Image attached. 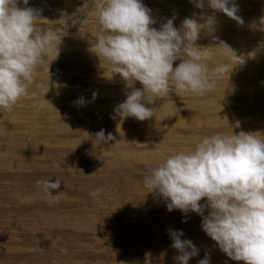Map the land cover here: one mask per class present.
<instances>
[{"label":"rangeland","instance_id":"obj_1","mask_svg":"<svg viewBox=\"0 0 264 264\" xmlns=\"http://www.w3.org/2000/svg\"><path fill=\"white\" fill-rule=\"evenodd\" d=\"M141 2L157 29L168 19L179 28L185 18L203 24L214 17V30L203 29L195 43L212 46L209 76L216 90L148 93L153 118L113 119L131 87L91 51L101 35L102 0H29L28 6L42 9L37 25L62 41L47 57L50 63L58 54L49 71L38 68L14 110L0 109V264H178L169 229L183 231L181 239L198 249L188 264L206 254L210 264H243L219 250L199 214L169 212L144 177L205 134L245 131L264 138V0H234L242 23L209 8L207 0L203 9L195 0ZM221 42L244 63L213 74L216 64L240 59ZM134 87L142 89L139 82ZM81 97L85 104H76ZM101 129L115 140L97 141ZM43 179H58L61 188L46 195L37 183Z\"/></svg>","mask_w":264,"mask_h":264},{"label":"clouds","instance_id":"obj_2","mask_svg":"<svg viewBox=\"0 0 264 264\" xmlns=\"http://www.w3.org/2000/svg\"><path fill=\"white\" fill-rule=\"evenodd\" d=\"M20 3L0 0V109L5 111L14 110L27 95L38 68L49 71L58 54L50 63L47 57L54 49L59 52L62 41L54 31L37 25L42 9L28 6L29 0H22L25 7H19ZM207 5L242 23L234 0H207ZM195 6L203 9L204 0H195ZM98 22L101 35L92 42L91 51L103 57L111 72L131 87L115 108L113 119L117 115L122 120L153 118L156 110L146 106L154 102L147 98L148 93L204 96L216 90L217 81L209 76L212 46L195 43L203 29L214 30V17L203 24L185 18L179 28L168 19L157 29L152 26L156 21L151 10L141 0H102ZM221 45L239 57L227 44ZM239 58L232 65L218 63L211 71L224 73L229 67L233 71L244 63ZM177 60L180 62L173 67ZM135 82L142 89L134 87ZM75 103L84 105L85 100L81 97ZM94 135L104 144L115 140L111 133L105 136L103 129ZM37 183L49 196L61 188L58 179ZM144 183L166 201L169 212L199 214L202 230L230 259L264 264V138L245 131L205 134L193 148L170 154L152 167ZM169 235L171 246L180 253L174 259L188 264L198 249L191 240L181 239L183 231L169 229ZM199 264H210V256L206 254Z\"/></svg>","mask_w":264,"mask_h":264},{"label":"bare ground","instance_id":"obj_3","mask_svg":"<svg viewBox=\"0 0 264 264\" xmlns=\"http://www.w3.org/2000/svg\"><path fill=\"white\" fill-rule=\"evenodd\" d=\"M19 5H23L22 0H21V3H20ZM79 51H80V50H79Z\"/></svg>","mask_w":264,"mask_h":264}]
</instances>
